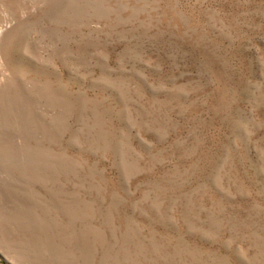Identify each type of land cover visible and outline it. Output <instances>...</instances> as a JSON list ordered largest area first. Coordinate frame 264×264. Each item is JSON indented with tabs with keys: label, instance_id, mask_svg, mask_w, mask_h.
Segmentation results:
<instances>
[{
	"label": "rangeland",
	"instance_id": "rangeland-1",
	"mask_svg": "<svg viewBox=\"0 0 264 264\" xmlns=\"http://www.w3.org/2000/svg\"><path fill=\"white\" fill-rule=\"evenodd\" d=\"M0 264H264V0H0Z\"/></svg>",
	"mask_w": 264,
	"mask_h": 264
}]
</instances>
